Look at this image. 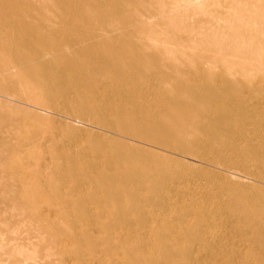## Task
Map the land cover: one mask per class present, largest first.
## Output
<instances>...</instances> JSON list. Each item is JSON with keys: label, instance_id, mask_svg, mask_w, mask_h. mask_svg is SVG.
Segmentation results:
<instances>
[{"label": "bare ground", "instance_id": "6f19581e", "mask_svg": "<svg viewBox=\"0 0 264 264\" xmlns=\"http://www.w3.org/2000/svg\"><path fill=\"white\" fill-rule=\"evenodd\" d=\"M31 2L0 0V171L28 186L50 169L69 181L57 197L79 240L84 228L99 245L75 258L264 264V0H79L83 27L64 19L56 33L59 22ZM60 107L130 137L62 125L35 136L42 114ZM57 134L83 138L60 147ZM187 143L204 159L196 166L228 177L214 184L205 167L173 166ZM205 178L208 186L189 187Z\"/></svg>", "mask_w": 264, "mask_h": 264}, {"label": "rangeland", "instance_id": "374dc122", "mask_svg": "<svg viewBox=\"0 0 264 264\" xmlns=\"http://www.w3.org/2000/svg\"><path fill=\"white\" fill-rule=\"evenodd\" d=\"M32 1H34L33 3L31 2L33 5L38 6L39 9H43L44 7L45 8L44 11L50 14V16L47 15L48 17L44 16L46 20H49L50 22H57V21L59 22V23H56L57 25L51 24L50 26L51 33H56V31L60 28L59 25L62 23L61 20H64V19H66L67 26L72 20H74L72 22L80 23L81 27H83V21H84L85 16L82 12L83 9L81 10L82 7H81L79 0H65L66 1L65 4L63 3V5L61 6L59 5L60 1L58 2L56 0H32ZM66 4L70 6L68 7ZM39 5H41V7ZM221 6L224 7L225 3L222 2ZM70 7L78 13L74 15L71 14L72 9ZM110 8L112 9V6H110ZM49 10H50V13H49ZM43 14L44 13L42 11L40 15L42 16ZM51 15L53 16L51 17ZM54 18H56V20H54ZM126 18L124 17V20L123 18H120L119 22L121 24H125L127 22L125 21V19L128 20L129 22L132 20V19H129L128 17ZM110 19H114V16L113 15L109 16L108 19H106V21L108 22L110 21ZM198 19L199 18H195V19L193 18L191 20V24L195 23V21ZM95 20L97 21V23H99L98 21H100L99 25L104 26V24L101 23L103 21L102 18L100 19L97 18ZM91 27H94V25L92 24ZM83 30L84 29L82 28V31ZM164 64L165 63L163 62L160 65H164ZM147 67H149V65ZM165 83L167 84L169 82H165ZM191 106L189 105L190 108ZM20 108H24V107H20ZM24 110H29V109L26 108ZM31 111L32 113H30V115H34L36 113L35 110L34 111L30 110V112ZM42 115L43 116L40 117L41 121H39L40 123L35 129V133H34L35 136L37 134L40 135L42 132H44L45 131L44 128L47 129V127H51V126L53 127L54 125L55 126L62 125V127L63 126H67L70 128L72 127L71 129L77 130L79 132L92 131L97 136H100V135L107 136L108 135V137L111 136L112 138H119V135H121L124 137H130L128 136V134H121L117 132L116 129H114L112 126L97 124L87 118L86 119L79 118L77 117V115L71 113L70 111H68L67 109L63 107H60L59 110H56V112L54 111L53 115L46 114V113ZM46 117L48 118V121ZM79 122L80 123L82 122L83 124L82 123L80 124ZM192 122L196 123V119H193ZM217 127L221 128L222 125H219ZM38 128L39 130H37ZM0 131H2V129ZM211 131H213V128L209 130V132ZM191 133L194 135V138H198L201 135V133L199 132H191ZM57 135L59 139H57L55 143L59 141V144L61 145L60 147L78 146V144L81 142V139L83 138L80 135L81 138L79 139L67 140L65 138H61V134H57ZM124 140L129 143L131 142L133 144H136L133 141L127 140L126 138ZM248 143H254V140L250 139ZM176 148L177 149L181 148L179 149L181 152V157L178 158L177 161L175 160L172 161L171 164L173 166H175L176 164H179V166L181 167L183 166V168H191V169L192 168L198 169L199 167H200L199 169H204L205 167V170L213 171L214 174L216 175L215 179L212 180V183L214 184L219 183V181H221L224 178V176L228 177V174H226V172L222 170L223 168L221 169L215 168L217 169L215 170V169H212V167H208V166L206 167L204 165L196 166L199 160L203 162L204 159L203 158L198 159L197 154L195 152L197 148H195V146H190L187 143L184 145L180 144ZM241 148H242L241 153L245 154V148H246L245 143L241 145ZM18 149L16 150V152L20 151V149L24 150L22 148H20L19 150ZM227 149L228 147H225L224 151ZM162 160L163 159L161 158L156 159L158 164L162 163ZM29 162L33 166L34 163H31V161ZM233 166L234 168H236L238 167V164L236 163ZM35 167L36 165L33 168ZM138 170L139 168H137L136 171H134V173L136 174ZM52 172H53L52 169H50L49 171L47 170L46 178H41L37 175H32L31 179H29L28 181L30 183V185L28 186V185L18 183L16 179H14L12 176L7 175L5 170L4 172L2 170L0 171V242H1L0 243V251H1L0 252V264H22V262L23 264H83L82 262H80V260H77L75 258L77 257L76 254H78L81 250L84 251L85 248H87V251H88L86 253L87 255L89 253L92 254L95 252L96 248L99 246L98 243H96L94 237L90 235V233L88 234V232L84 228L81 229V231H83L84 234L87 233V235L82 240H79L80 238L79 234L76 231H74L76 230L75 228L77 227L76 226L77 224L74 225L75 223L70 220L71 214L66 211V205L64 204V200L61 199V197H57L58 192L62 190L64 187L68 186L69 181H67L66 178H64V181H63L62 178L54 176ZM57 180H60V181L57 182ZM209 182L210 181L208 179L206 180V178L200 179L196 182H192V184L190 183L191 186L189 184V187L193 189L197 187H206L209 185ZM216 189L218 190V188ZM35 190L36 192H33ZM56 198H59V199H56ZM45 211L47 212V215L43 214V212ZM45 216L47 217L50 216L51 220H54V222L52 221L49 223L45 221L44 218L47 219ZM81 224L82 223L79 222L78 226H80ZM67 243L71 246L67 247L68 245ZM46 245H49L52 251L50 255L48 256H45L42 254L43 249ZM62 245H65V246H62ZM23 249L24 251H26L25 255H24V252L22 254ZM70 249L72 250L75 249V251L77 252H75V254L74 252L73 253L67 252ZM18 252H20V254L22 255H20ZM26 253L27 254L29 253L32 256V257L30 256L32 260L30 259L28 255H26ZM24 256L25 257L27 256L26 257L27 259L24 258ZM86 257L89 260L94 259L93 256L91 257L86 256ZM228 257L231 258L232 261H234L233 264H241L239 263L241 260L238 259L239 257L237 255H234L232 257L228 256ZM205 260H206L204 261L205 264H226L228 261L227 259L216 260V259H210V258H206ZM87 262H88L87 264L98 263L96 259H94L93 261H87Z\"/></svg>", "mask_w": 264, "mask_h": 264}]
</instances>
